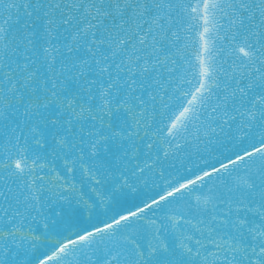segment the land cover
I'll list each match as a JSON object with an SVG mask.
<instances>
[{
	"label": "snow or ice",
	"instance_id": "snow-or-ice-1",
	"mask_svg": "<svg viewBox=\"0 0 264 264\" xmlns=\"http://www.w3.org/2000/svg\"><path fill=\"white\" fill-rule=\"evenodd\" d=\"M0 264H264V0H0Z\"/></svg>",
	"mask_w": 264,
	"mask_h": 264
}]
</instances>
